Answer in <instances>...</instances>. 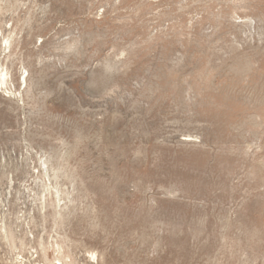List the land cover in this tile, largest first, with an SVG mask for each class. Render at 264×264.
Returning a JSON list of instances; mask_svg holds the SVG:
<instances>
[{"label":"rangeland","instance_id":"374dc122","mask_svg":"<svg viewBox=\"0 0 264 264\" xmlns=\"http://www.w3.org/2000/svg\"><path fill=\"white\" fill-rule=\"evenodd\" d=\"M0 72V264H264V0H0Z\"/></svg>","mask_w":264,"mask_h":264},{"label":"bare ground","instance_id":"6f19581e","mask_svg":"<svg viewBox=\"0 0 264 264\" xmlns=\"http://www.w3.org/2000/svg\"><path fill=\"white\" fill-rule=\"evenodd\" d=\"M26 70H24V72H25ZM22 77H21V79L23 80V82H25V76H24V74L23 75H21ZM6 83H7V73H2V72H0V85L2 86V85H6ZM23 85V84H22Z\"/></svg>","mask_w":264,"mask_h":264}]
</instances>
